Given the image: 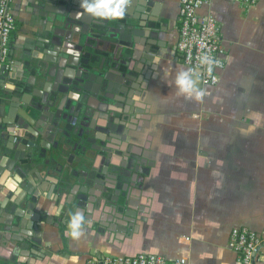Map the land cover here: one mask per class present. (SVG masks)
Wrapping results in <instances>:
<instances>
[{"label":"crops","instance_id":"crops-1","mask_svg":"<svg viewBox=\"0 0 264 264\" xmlns=\"http://www.w3.org/2000/svg\"><path fill=\"white\" fill-rule=\"evenodd\" d=\"M142 1L157 14L161 31L147 37L160 47H150L157 55L149 66L138 63L144 75L133 82L136 89L129 99L145 119L134 114L136 131L120 128L141 152L131 156L133 167L137 160L141 163L134 220H118L123 233L117 232L120 225L111 231L112 226H105L108 215L91 219L82 203L77 210L85 218L82 234L70 238L67 226L59 223L61 207L49 192L45 195L51 198L41 196L36 205L45 213L37 230L38 248L7 245L5 238L20 236L2 227L16 196L1 190L0 184V264H82L91 257L140 253L183 257L189 264H235L236 255L228 246L234 227L247 226L264 236V0L250 9L230 0H212L198 11L201 17L216 18L228 49L220 83L212 88L198 83L206 90L200 103L178 96L173 83L176 72L187 69L177 52L180 0ZM39 2L12 0L17 20L10 53L14 68L3 76L1 101L14 87V72L27 74L24 61H35L32 56L43 54V42L51 38V24ZM139 33L142 37L134 39L145 42L144 32ZM133 48L138 59L148 55L143 44L134 43ZM117 98L129 106L128 99L124 103V97ZM97 123L107 130L108 120L99 117ZM112 161L114 165L108 159L99 161L96 167L118 171L119 164ZM69 170L83 172L78 165ZM100 177L106 181L105 175ZM74 180L81 182L82 175ZM5 185L18 187L12 179ZM43 185L50 191L54 187L47 179Z\"/></svg>","mask_w":264,"mask_h":264},{"label":"water","instance_id":"water-1","mask_svg":"<svg viewBox=\"0 0 264 264\" xmlns=\"http://www.w3.org/2000/svg\"><path fill=\"white\" fill-rule=\"evenodd\" d=\"M80 3L81 0H40L42 16L51 24V38L43 42V54L32 56L35 61H24L27 74L14 72L11 77L14 87L0 100V184L1 190L16 196L10 201V217L2 227L4 231L20 235L5 238L7 245L38 248L36 238L41 235L37 230L45 213L36 205L41 196L51 198L45 193L52 192V201L61 207V228L68 225L69 218L82 203L86 204L91 219L108 215L105 226H112L111 231H116L122 225L118 220L129 218L133 209L129 195L124 194L122 199L113 197L118 184L133 171L132 154H124L125 165H115L121 170L108 173L107 168L99 170L93 164L87 144L100 140L94 134L98 131L99 117L109 119L119 113L128 119L133 115L124 110L125 104L121 105L122 110H117L121 101L117 96L124 97V103L128 99L131 105V90L136 89L133 82L139 83L137 80L144 75V68L138 63L149 66L157 55L150 47L160 44L150 43L147 37L161 31V21L155 19V11H149L148 2L142 0H130L124 17L115 20H102L86 13L77 16L83 11ZM141 30L145 42L134 39L142 37ZM134 43L146 46L148 55L138 59ZM135 114L145 119L141 111ZM124 122L121 127L128 128L127 120ZM15 127L25 130L24 137L18 141L10 132ZM107 130L113 137L115 132L110 124ZM69 151L79 160L81 168H87L85 174L70 172V166L64 163ZM113 158L108 157L111 165H114ZM137 165L141 167L140 162ZM101 174L106 181L99 187ZM79 175H82L81 182L74 180ZM9 179L18 186L16 189L5 185ZM46 179L54 185L51 191L43 185Z\"/></svg>","mask_w":264,"mask_h":264},{"label":"built area","instance_id":"built-area-1","mask_svg":"<svg viewBox=\"0 0 264 264\" xmlns=\"http://www.w3.org/2000/svg\"><path fill=\"white\" fill-rule=\"evenodd\" d=\"M212 0H180L179 39L177 52L187 68L197 66V56L207 53L219 61L209 75L205 68H199L198 82L204 87H216L227 65L228 49L222 37L219 22L213 16L201 17L198 11ZM244 8L259 5L261 0H230ZM17 20L12 10V0H0V92L5 74L11 73V45ZM228 246L236 255L235 264H260L264 260V236L247 227H234L229 235ZM82 264H189L186 258H167L161 255L140 253L131 256L88 258Z\"/></svg>","mask_w":264,"mask_h":264},{"label":"flooded vegetation","instance_id":"flooded-vegetation-1","mask_svg":"<svg viewBox=\"0 0 264 264\" xmlns=\"http://www.w3.org/2000/svg\"><path fill=\"white\" fill-rule=\"evenodd\" d=\"M2 96V91L0 92V98ZM119 107H118V111L122 110L120 107L121 105H123V103L121 104V102L118 103ZM104 107V106H103ZM125 110L128 113H133V115H129L128 119H123L121 114H116V116L118 118H104L105 120L109 121V124L111 125V129L115 132L113 135V137H111L110 132H108L107 130H104V128L102 126H100L97 123L98 126V131L94 132V134L96 135V138H99L100 140L98 141H94L92 140L89 144H87L89 153L93 156V161H94V165L96 166V164L99 161L102 160H107L108 157L113 156V160H115V162L117 164H119L120 166H123L126 164V157H124V154H128L129 152L132 155H137L140 154L141 152L139 151V149L137 147H135L134 145L131 144V142L129 140H127V136L126 138L123 137V134L120 130L121 125L124 124V120H127L126 123V127L124 130L125 131H130V130H134L136 131L137 129V122H136V117H134L136 114V108H134L133 105H129L127 107V105L125 106ZM135 114V115H134ZM115 116V117H116ZM133 117V118H132ZM146 121V120H144ZM146 123V122H144ZM117 128V131H115V129ZM124 131V133H125ZM10 132L12 133V135H14L15 137V141L22 139V137H24L25 132H23V129H20L19 127H15V128H11ZM120 134V135H119ZM129 133H127L126 135H128ZM124 139V141L122 142L121 139ZM115 140H120L121 143H117ZM140 152V153H139ZM116 156V157H115ZM135 157V156H134ZM68 162H71V165H68ZM140 161L137 160L136 165L133 167V171L130 174V177L128 179H125L127 181L123 182L121 185L118 184L119 186H117V190L115 192V194L113 195V197L115 199H122L124 197V194L129 195V205L131 206V208H133L132 210H130V219L133 221L134 220V213H135V207H136V203H137V193L140 190V186H139V168L137 163H139ZM64 163L69 167H73L74 165H78L79 164V160L77 158H74V156H72L71 152L69 151V153L64 157ZM79 166V165H78ZM83 172L81 173L82 175L86 173L87 168H82ZM118 170H121V167L118 168ZM130 180V182L128 181ZM109 182H113V181H109ZM104 181L101 179L98 180V186L101 187L103 186ZM108 185H110V183H108ZM127 191V192H124ZM129 232H132L133 228L132 226H130L129 228ZM117 232H124V226H119V231Z\"/></svg>","mask_w":264,"mask_h":264},{"label":"clouds","instance_id":"clouds-1","mask_svg":"<svg viewBox=\"0 0 264 264\" xmlns=\"http://www.w3.org/2000/svg\"><path fill=\"white\" fill-rule=\"evenodd\" d=\"M130 0H81L80 7L82 12H78L77 16L84 13L98 19L115 20L123 18ZM197 66L193 68L180 69L176 72L174 85L178 96L194 100L198 103L202 102L206 90L198 85L199 68H205L207 73L211 75L214 67L219 65V61L204 53L197 56ZM85 224L84 216L79 212L71 215L67 225L68 231L66 235L70 238H79Z\"/></svg>","mask_w":264,"mask_h":264},{"label":"rangeland","instance_id":"rangeland-1","mask_svg":"<svg viewBox=\"0 0 264 264\" xmlns=\"http://www.w3.org/2000/svg\"><path fill=\"white\" fill-rule=\"evenodd\" d=\"M199 83V82H198ZM199 85V84H198ZM199 87L201 88V85H199Z\"/></svg>","mask_w":264,"mask_h":264}]
</instances>
